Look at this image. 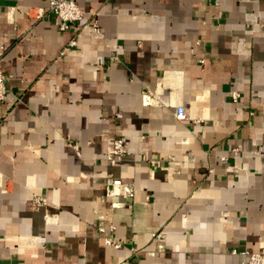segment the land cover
<instances>
[{
  "label": "crops",
  "instance_id": "obj_1",
  "mask_svg": "<svg viewBox=\"0 0 264 264\" xmlns=\"http://www.w3.org/2000/svg\"><path fill=\"white\" fill-rule=\"evenodd\" d=\"M74 1L82 20L59 31L46 0H0V264L263 252L264 0ZM108 179L133 197L105 196Z\"/></svg>",
  "mask_w": 264,
  "mask_h": 264
},
{
  "label": "built area",
  "instance_id": "obj_2",
  "mask_svg": "<svg viewBox=\"0 0 264 264\" xmlns=\"http://www.w3.org/2000/svg\"><path fill=\"white\" fill-rule=\"evenodd\" d=\"M46 12L53 14L58 19L57 28L59 31H65L70 24L78 23L82 20L83 12L77 7L74 0H46ZM45 11L41 8H36L35 12L31 14L33 18H41ZM29 13V11H28ZM90 29L98 32V26L95 19L91 20ZM75 46L74 40H70L64 48L61 49L59 55H62L67 48ZM6 95L5 76L0 71V102H2ZM237 94L231 93V98L235 101ZM144 101V100H143ZM144 103H149L148 100ZM172 116L177 121H186L187 112L183 107H175ZM75 149V147H73ZM128 155V151L121 139H111L107 142L103 160L109 164H114L122 161ZM224 160V158H221ZM152 163V162H150ZM155 167V166H154ZM104 194L107 197L119 196L122 199H131L133 197V186L131 183L120 181L119 179H108L103 184ZM31 204L38 208L45 204V200L39 196L32 195ZM112 206H117L113 204ZM97 232L102 236V242L105 246L119 249L121 244L115 241L112 236L105 232L103 227L97 226ZM230 255H238L241 257L239 264H264V251L261 253H246L244 251L237 252L231 250Z\"/></svg>",
  "mask_w": 264,
  "mask_h": 264
}]
</instances>
